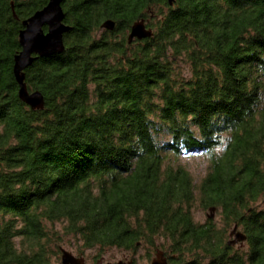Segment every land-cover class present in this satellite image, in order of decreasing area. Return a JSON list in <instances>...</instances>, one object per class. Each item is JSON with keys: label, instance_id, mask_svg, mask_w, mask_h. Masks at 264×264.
Listing matches in <instances>:
<instances>
[{"label": "trees", "instance_id": "trees-1", "mask_svg": "<svg viewBox=\"0 0 264 264\" xmlns=\"http://www.w3.org/2000/svg\"><path fill=\"white\" fill-rule=\"evenodd\" d=\"M48 2L0 0V264H59L71 240L96 257L264 264V0H64V52L26 70L34 110L14 60ZM142 18L153 36L129 43ZM191 151L210 158L198 183L179 162ZM197 201L223 227L196 221Z\"/></svg>", "mask_w": 264, "mask_h": 264}, {"label": "water", "instance_id": "water-1", "mask_svg": "<svg viewBox=\"0 0 264 264\" xmlns=\"http://www.w3.org/2000/svg\"><path fill=\"white\" fill-rule=\"evenodd\" d=\"M175 0H169L170 5ZM64 0H49L48 4L41 10L35 12L31 17L23 21L24 28L19 35L21 50L15 56L14 75L19 85L20 99L29 105L32 109H41L45 105V96L40 90L30 91L26 83V70L40 57L60 54L65 50L64 35L72 27L64 20L66 13L63 8ZM45 27L47 30H45ZM116 27V21L112 18L102 23V28L113 31ZM154 30L147 25L145 18L136 20L132 23L128 33V42L142 40L152 37ZM216 206L211 207V211ZM210 217H214L210 215ZM229 244L236 245L244 243L247 235L239 230L236 224L230 233ZM61 263L59 264H87L83 255H75L72 251L65 248L61 250ZM98 260L96 264H105ZM152 264H172L162 251L152 260Z\"/></svg>", "mask_w": 264, "mask_h": 264}, {"label": "rangeland", "instance_id": "rangeland-1", "mask_svg": "<svg viewBox=\"0 0 264 264\" xmlns=\"http://www.w3.org/2000/svg\"><path fill=\"white\" fill-rule=\"evenodd\" d=\"M179 162L191 172L195 182L198 183L207 173L210 158L207 154L191 151L182 155ZM193 215L195 220L198 222L203 223L211 219L217 227H223L224 225L222 222L220 208L216 207L215 210L211 211V206L204 208L199 201L195 203ZM210 215H213L214 217L211 218ZM233 228L234 226L229 229L227 239L231 238L229 234ZM79 244L80 242H74L71 240L64 244L61 247V250L62 248H65L72 251L75 255H83L87 264H96L100 259L102 260L101 262L105 264H152V260L157 256V253H154L151 255V258H149V254L144 248H140L136 254H132L129 251H124L118 248H113L108 250L104 255L96 257L97 251L93 249L87 250L85 254H79L76 251ZM236 245L243 246L244 244L237 243ZM59 263H61V257Z\"/></svg>", "mask_w": 264, "mask_h": 264}, {"label": "flooded vegetation", "instance_id": "flooded-vegetation-1", "mask_svg": "<svg viewBox=\"0 0 264 264\" xmlns=\"http://www.w3.org/2000/svg\"><path fill=\"white\" fill-rule=\"evenodd\" d=\"M171 263V262H170Z\"/></svg>", "mask_w": 264, "mask_h": 264}]
</instances>
